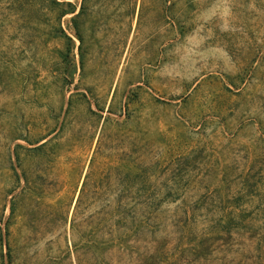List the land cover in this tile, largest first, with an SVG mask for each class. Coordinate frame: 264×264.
I'll return each mask as SVG.
<instances>
[{
	"label": "rangeland",
	"instance_id": "374dc122",
	"mask_svg": "<svg viewBox=\"0 0 264 264\" xmlns=\"http://www.w3.org/2000/svg\"><path fill=\"white\" fill-rule=\"evenodd\" d=\"M0 264H264V0H0Z\"/></svg>",
	"mask_w": 264,
	"mask_h": 264
},
{
	"label": "trees",
	"instance_id": "16d2710c",
	"mask_svg": "<svg viewBox=\"0 0 264 264\" xmlns=\"http://www.w3.org/2000/svg\"><path fill=\"white\" fill-rule=\"evenodd\" d=\"M220 224H221V223H219V225H220ZM219 225H218V226H219ZM217 239H219V237H218Z\"/></svg>",
	"mask_w": 264,
	"mask_h": 264
}]
</instances>
